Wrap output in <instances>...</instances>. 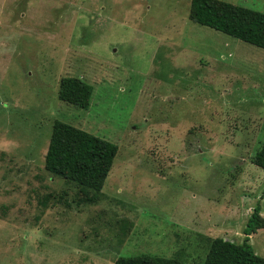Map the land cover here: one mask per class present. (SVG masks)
Segmentation results:
<instances>
[{
    "label": "rangeland",
    "instance_id": "obj_1",
    "mask_svg": "<svg viewBox=\"0 0 264 264\" xmlns=\"http://www.w3.org/2000/svg\"><path fill=\"white\" fill-rule=\"evenodd\" d=\"M225 1L264 13V0ZM189 7L0 0V264H203L207 238L239 244L255 205L264 218V169L250 161L264 49L193 22ZM64 76L92 85L87 109L58 98ZM54 120L117 145L100 200L44 168ZM249 242L264 257V227Z\"/></svg>",
    "mask_w": 264,
    "mask_h": 264
},
{
    "label": "trees",
    "instance_id": "obj_2",
    "mask_svg": "<svg viewBox=\"0 0 264 264\" xmlns=\"http://www.w3.org/2000/svg\"><path fill=\"white\" fill-rule=\"evenodd\" d=\"M189 17L193 22L264 49V13L225 0H190ZM93 87L81 77L64 76L59 80L58 98L87 109ZM118 147L115 143L61 120H54L44 155V168L54 176L77 186L83 201L94 203L103 196L102 187ZM264 169V138L250 160ZM47 197L43 200L46 204ZM257 204L253 207L244 238L239 244L214 237L207 238L208 251L203 264H264L249 242L250 235L264 227ZM113 264H182L176 258L152 255L121 256Z\"/></svg>",
    "mask_w": 264,
    "mask_h": 264
},
{
    "label": "crops",
    "instance_id": "obj_3",
    "mask_svg": "<svg viewBox=\"0 0 264 264\" xmlns=\"http://www.w3.org/2000/svg\"><path fill=\"white\" fill-rule=\"evenodd\" d=\"M255 95H256V94H255ZM226 210H227V209H226ZM229 211H231V210H229ZM229 211H228V212H229ZM260 212H261V211H260ZM251 213H252V210L249 211V216L251 215ZM248 218H249V217H248ZM250 236H251V235H250ZM250 236H249V237H250ZM249 240H250V239H249Z\"/></svg>",
    "mask_w": 264,
    "mask_h": 264
}]
</instances>
